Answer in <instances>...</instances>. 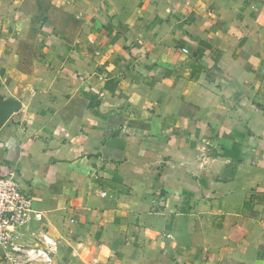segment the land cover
<instances>
[{"label":"crops","instance_id":"0c3cea01","mask_svg":"<svg viewBox=\"0 0 264 264\" xmlns=\"http://www.w3.org/2000/svg\"><path fill=\"white\" fill-rule=\"evenodd\" d=\"M263 86L264 0H0V173L52 264H264Z\"/></svg>","mask_w":264,"mask_h":264},{"label":"built area","instance_id":"2783aa9c","mask_svg":"<svg viewBox=\"0 0 264 264\" xmlns=\"http://www.w3.org/2000/svg\"><path fill=\"white\" fill-rule=\"evenodd\" d=\"M44 220L17 171L0 173V252L7 264H52L57 243L44 230ZM32 226L35 242L20 239L22 231Z\"/></svg>","mask_w":264,"mask_h":264},{"label":"rangeland","instance_id":"374dc122","mask_svg":"<svg viewBox=\"0 0 264 264\" xmlns=\"http://www.w3.org/2000/svg\"><path fill=\"white\" fill-rule=\"evenodd\" d=\"M258 95H259L260 99L262 100L260 102H262L264 104V86Z\"/></svg>","mask_w":264,"mask_h":264}]
</instances>
